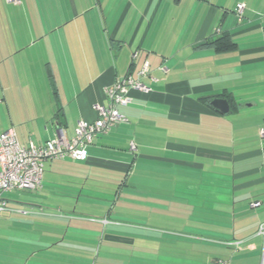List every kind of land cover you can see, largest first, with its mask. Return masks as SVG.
<instances>
[{"label":"crops","instance_id":"1","mask_svg":"<svg viewBox=\"0 0 264 264\" xmlns=\"http://www.w3.org/2000/svg\"><path fill=\"white\" fill-rule=\"evenodd\" d=\"M239 3L244 4L240 21ZM11 5L0 30V133L12 129L24 145H41L60 128L73 136L77 121H93L95 105L107 103L105 90L119 77H135L144 61L150 72L142 82L150 91H131V103L118 107L125 120L94 138L86 160H45L35 204L6 198L9 210L0 215L2 264H45L44 256L59 264L73 258L71 244L86 236L129 246L136 258L153 260L161 248L155 243L170 247L169 239L153 233L169 231L156 226L170 224L163 214L171 206L193 231L171 232L199 244H191L190 252L196 256L207 250L201 243H215L203 264L220 259L264 264V237L257 234L264 221L259 133L264 121L226 119L256 104L249 95L255 84L264 89V0H18ZM225 34L235 44L231 51L204 44ZM236 89L249 104L237 101ZM218 94L231 96L236 109L221 115L201 100ZM220 127H228L225 134ZM214 164L225 170L208 167ZM67 180L79 182L73 186ZM97 180L103 186L88 185ZM67 195L89 199L88 209H97L90 205L97 199L105 211L87 216ZM188 195L187 202L182 196ZM123 205L143 206L161 220L124 226L112 211ZM185 206L193 208L181 215ZM128 226L134 230L125 233ZM27 244L34 246L30 254Z\"/></svg>","mask_w":264,"mask_h":264},{"label":"rangeland","instance_id":"2","mask_svg":"<svg viewBox=\"0 0 264 264\" xmlns=\"http://www.w3.org/2000/svg\"><path fill=\"white\" fill-rule=\"evenodd\" d=\"M5 4H4V3ZM13 2H8L7 0H0V30H2V26H3V14H5V12L7 10H9V8L12 7ZM237 10V7H236ZM237 16V14H236ZM242 19V18H241ZM240 21V20H239ZM238 22V21H237ZM256 87L252 90V92L249 95H252L255 97L254 101H256V104L253 105V107H251V110H249L250 108H245L242 107V111L238 114V115H227L226 119L228 120H243V119H253V122H261L264 121V89L263 87H260V85L255 84ZM254 86V85H252ZM238 89V88H237ZM234 92L237 101H239L240 103H245V104H249V100L247 98V95H245L244 93H242L240 90H237ZM1 90V89H0ZM259 99H262V102L260 104H258L257 102H259ZM230 127V126H228ZM228 127H220L218 129V131L220 132V134L223 135V133L225 134L226 131L224 128H228ZM247 129L249 130V126L247 127ZM227 130V129H226ZM243 131L242 128L240 127V129L236 130V135L235 138L237 139L239 134V131ZM247 133H249L248 131H246L245 136H248ZM221 137V136H220ZM222 138V137H221ZM252 138V137H249ZM226 139V138H224ZM237 141V140H236ZM250 141H253V139H250ZM224 142H226L224 140ZM237 146V144H236ZM237 149V148H236ZM208 167H213V169H223L224 166H221L220 164H214L213 166H208ZM217 167V168H216ZM46 171V169H44ZM68 181V185H77L79 182L78 180H67ZM101 180H97V181H89V184L92 185H96V186H103V184L101 182H99ZM206 181V180H204ZM118 183V182H117ZM89 187V186H88ZM97 192H103L104 189L101 188L100 189H95ZM5 198H7L11 203L15 202H22L24 203H34L35 204V199L36 197H38L36 195V192L34 190H17V191H11V192H7L3 194ZM95 194H90V196H93ZM68 197H72V203L71 204H77L78 206V211H80L81 213L85 214V215H96V216H102L103 212L105 211L103 207H106V205L102 204V202H99V200L95 199L94 203L90 204L92 207H96L97 209H88L85 208L84 206V202L88 201L89 199L79 197L78 195L75 196H69ZM102 196L104 197V194H102ZM58 198H60V196H56ZM56 197H52V199L57 200L58 198ZM79 197V199H78ZM127 197L129 198L130 196H124V198ZM185 197L187 202L189 201V198L192 197L191 195L188 196H182ZM89 198V197H88ZM93 198V197H91ZM86 199V200H85ZM89 204V203H88ZM96 206H93V205ZM110 204V203H109ZM110 206V205H109ZM108 206V207H109ZM120 206V205H119ZM120 208L122 207H116L113 211V217H116L117 219L121 220L122 222H124V226L126 225H131V223H146L145 221H150L151 225L153 223H157V221L161 220V216L156 214V212H152L149 214L147 213V210L145 209V207L140 206L139 210H137L138 207L134 206L133 208L130 205H123V208L120 210ZM182 208V212L181 215L184 214V211L186 209L189 208V211L191 208H193L192 206H185V207H181ZM120 211V213H119ZM170 211V212H168ZM166 212H168V214H163L165 219H169V225L168 226H163L161 224H159V226L156 227H161L162 230L163 229H167L169 230L166 233H160L159 231H155V236L159 237L160 239L163 237L165 240L169 239L170 242V247L168 243H161L158 241V244L155 243V246H160V252H159V256H155V258L153 260L150 259H144L141 260L140 258H136L135 254L132 253V250L129 246H120L118 245L120 248L117 250L118 246L113 244V243H109L106 241H101V237H99L97 239V241H93V237H84L85 240L82 242L81 240H78L77 243H72L71 245L73 246V249L70 250V252L72 253V257L73 258H69V259H59L57 260L59 264H203V262L206 261V259L212 256L210 253H212L213 251H211V249H213V246H215V243H211V242H203V244L201 243V245L203 246L204 249H207L206 251H204L203 253L199 254L193 252H190L189 248H191V244L196 243L198 246L199 244L197 243V241H195L194 239H190L189 236H178V235H174L173 232H171L172 230H177V231H185V232H193L191 230V228L188 227H184L183 224H185L186 222L183 221L182 219H179L178 213H176L174 211V208L171 206L170 210H166ZM154 213V214H153ZM86 218V217H85ZM193 217H189L187 215V220H193ZM87 219V218H86ZM144 221V222H143ZM85 222H87L85 220ZM185 222V223H183ZM192 226V225H191ZM165 227V228H164ZM181 227V228H179ZM193 227V226H192ZM134 230V228H132L131 226H128L127 229L125 230V233H130V231ZM136 229V228H135ZM140 230L142 233L145 232L143 230V228L138 229ZM157 232V233H156ZM148 234H152L151 229L148 230ZM192 242V243H191ZM74 244V245H73ZM3 244H0V246ZM34 246L32 244H27L26 245V252L28 254H30L33 250ZM126 247V248H125ZM128 247V248H127ZM1 249V248H0ZM2 250H0L1 253ZM27 254V255H28ZM44 256V258H42V260H44L46 263L45 264H50L51 261V257H47ZM46 258V259H45ZM208 260V259H207ZM56 262V260H55ZM3 261H0V264H2ZM21 263H24V261H21ZM32 264V263H30Z\"/></svg>","mask_w":264,"mask_h":264},{"label":"built area","instance_id":"3","mask_svg":"<svg viewBox=\"0 0 264 264\" xmlns=\"http://www.w3.org/2000/svg\"><path fill=\"white\" fill-rule=\"evenodd\" d=\"M18 2V0H7ZM244 4L237 5L236 14L241 20ZM150 66L144 61L135 77L126 74L119 77L105 90L106 104H96V118L91 121L79 120L76 123L74 134L67 137L63 129H58L53 138L41 145L29 142L27 145L19 143L15 132L8 129L0 133V215L9 210L4 193L17 190H36L41 186L43 162L48 159L86 160L87 147L94 138L106 133L118 122L125 120L119 113L118 107L131 103V91L147 93L150 88L142 82V78L149 75ZM260 136L264 137V128L260 129ZM130 150L135 145L130 144ZM259 205L258 202L253 204ZM103 219V223H107ZM257 234L264 237V221L259 224ZM217 264H228L227 260L220 259Z\"/></svg>","mask_w":264,"mask_h":264},{"label":"trees","instance_id":"4","mask_svg":"<svg viewBox=\"0 0 264 264\" xmlns=\"http://www.w3.org/2000/svg\"><path fill=\"white\" fill-rule=\"evenodd\" d=\"M204 44L213 45L217 52H227V51H231L235 48V44L230 40L229 35H227V34L221 35L220 37H218L216 39L206 40L204 42ZM217 96H219V98L226 99L228 101V103L230 104L231 110L236 109L235 102H234L233 98H231V96H226L225 94H218ZM201 100L204 102V104L206 106H208L214 112L219 114V112L217 110H215L210 104V102L212 100V96H203V97H201Z\"/></svg>","mask_w":264,"mask_h":264},{"label":"water","instance_id":"5","mask_svg":"<svg viewBox=\"0 0 264 264\" xmlns=\"http://www.w3.org/2000/svg\"><path fill=\"white\" fill-rule=\"evenodd\" d=\"M210 104L221 115L227 114L230 111L229 103L224 98H219V97L213 98Z\"/></svg>","mask_w":264,"mask_h":264}]
</instances>
